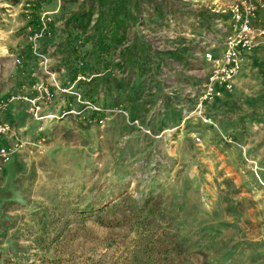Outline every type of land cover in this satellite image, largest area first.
I'll return each mask as SVG.
<instances>
[{
  "label": "rangeland",
  "instance_id": "374dc122",
  "mask_svg": "<svg viewBox=\"0 0 264 264\" xmlns=\"http://www.w3.org/2000/svg\"><path fill=\"white\" fill-rule=\"evenodd\" d=\"M84 1L0 0V120L16 133L0 146L26 142L0 156V264H264V44L245 54L231 92L199 106L210 68L200 50L232 32L226 0H165V18L155 0H138L130 35L149 62L133 73L101 61L92 99L113 108L104 124L87 109L37 119L10 97L22 83L32 92L37 75L52 80L34 47L59 84L73 86L58 44L64 16ZM50 86L52 110L79 107L74 93Z\"/></svg>",
  "mask_w": 264,
  "mask_h": 264
},
{
  "label": "built area",
  "instance_id": "2783aa9c",
  "mask_svg": "<svg viewBox=\"0 0 264 264\" xmlns=\"http://www.w3.org/2000/svg\"><path fill=\"white\" fill-rule=\"evenodd\" d=\"M222 11L230 15L232 19V32L225 35L220 48L218 43L213 42L200 50L201 56L210 64V68L201 86L199 106L203 101L212 100L218 97L217 95H221L223 89L232 90L235 83L234 78L243 66L245 54L258 45L264 44V0H226ZM37 36L36 32L34 37L37 38ZM37 49L38 47H34L33 50L40 57L43 56L40 60L43 72L52 77L50 84L63 91L74 93L76 100L80 103L79 107H73L70 104L66 109L52 110L50 104L53 102L54 92L50 84L45 83L43 75H37L30 82L33 88L32 92L24 89L26 85L22 83L19 90L12 93L10 99L28 101L33 117L40 120L58 117V115L66 113H79L87 109L94 115L96 121L104 124L106 114L113 108L104 106L90 97L86 98L82 94L81 88L76 84L80 79H89L90 76L86 78L82 72H78L74 78L73 86L63 87L56 80V72L49 68L45 52L37 51ZM14 62L20 63L21 57H15ZM32 74L34 75L35 72ZM41 98L44 99V104L43 101H40ZM61 110L62 114H59ZM135 122L138 123V119ZM13 134L16 133L12 123L0 120V136ZM24 143L26 142L19 140L11 145L0 146V156L5 160L9 159L14 150L12 146L21 147ZM38 145L41 147V144Z\"/></svg>",
  "mask_w": 264,
  "mask_h": 264
},
{
  "label": "trees",
  "instance_id": "16d2710c",
  "mask_svg": "<svg viewBox=\"0 0 264 264\" xmlns=\"http://www.w3.org/2000/svg\"><path fill=\"white\" fill-rule=\"evenodd\" d=\"M11 3L18 0H5ZM138 0H85L84 4L77 9L71 10L70 13L64 16L63 30L65 37L59 42L58 47L62 48L65 52V62L68 68L67 72L71 76V79L76 77L78 72L88 74L90 78L88 80H79L76 84L83 90L84 94L89 98H95L94 94L99 93V85L102 77L99 72L101 70L99 65L101 61L110 57L111 63L117 66L119 69L130 68L133 73L135 70L141 71L143 63L149 62V54H146L145 42L142 41L137 35H130L131 28L137 21ZM160 14H164L162 11V5L165 0H155ZM133 4V5H132ZM133 7V8H132ZM137 8V10H136ZM179 14V13H177ZM176 14V15H177ZM219 13L215 12L212 16H218ZM172 15H175L172 12ZM167 17V14L164 15ZM198 16V15H197ZM32 25L39 29L40 14H36L32 18ZM31 22V21H30ZM55 31V28H53ZM133 33V32H132ZM47 39V37L43 38ZM50 39V37H48ZM83 42V50L78 47L77 41ZM127 40L130 43H125L120 49L121 56L117 61H114V54L116 49ZM42 50L44 48L41 47ZM146 58H143L144 56ZM90 57L91 62L89 64H79L78 61H84ZM143 65V66H144ZM145 67V66H144ZM143 69V68H142ZM139 71V72H140ZM91 74V75H89ZM63 84H66L65 82ZM89 86V89L86 86ZM171 241H167L172 252L181 253L179 244H170ZM100 260L93 258L92 256L79 257L78 259L70 257H51L43 260L41 264H99ZM174 264H185L182 261H177Z\"/></svg>",
  "mask_w": 264,
  "mask_h": 264
},
{
  "label": "crops",
  "instance_id": "0c3cea01",
  "mask_svg": "<svg viewBox=\"0 0 264 264\" xmlns=\"http://www.w3.org/2000/svg\"><path fill=\"white\" fill-rule=\"evenodd\" d=\"M243 66H244V63H243ZM243 66H242V68H241V70L239 71V73L235 76V83H234V85H236V83H238V81H239V76H240V74L242 73V70H243ZM232 90H226V89H223V91H222V94L221 95H217L218 97H220V96H222L224 93H228V92H231ZM218 97H216L215 99H217Z\"/></svg>",
  "mask_w": 264,
  "mask_h": 264
}]
</instances>
